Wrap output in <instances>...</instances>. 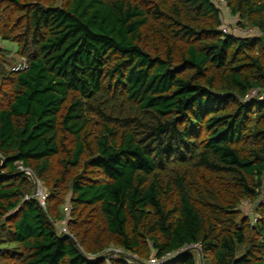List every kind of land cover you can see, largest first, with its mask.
I'll list each match as a JSON object with an SVG mask.
<instances>
[{
    "label": "trees",
    "instance_id": "trees-1",
    "mask_svg": "<svg viewBox=\"0 0 264 264\" xmlns=\"http://www.w3.org/2000/svg\"><path fill=\"white\" fill-rule=\"evenodd\" d=\"M220 3L0 0V264H264V0Z\"/></svg>",
    "mask_w": 264,
    "mask_h": 264
},
{
    "label": "built area",
    "instance_id": "built-area-1",
    "mask_svg": "<svg viewBox=\"0 0 264 264\" xmlns=\"http://www.w3.org/2000/svg\"><path fill=\"white\" fill-rule=\"evenodd\" d=\"M221 3H225L226 0H220ZM226 7H227V4H225ZM223 10V7L220 6ZM228 8V7H227ZM228 10V9H227ZM237 22V21H236ZM222 30L225 31V32H229L227 28H225V26L222 27ZM254 32L252 33H256L257 34V31L253 29ZM244 33H241L244 34V35H247L249 33H251L250 31L248 30H244L243 31ZM28 68V61L26 58H20L15 64L12 65V70L13 71H20V70H25ZM252 93H257L256 90L252 91ZM264 95V94H263ZM29 172V171H28ZM29 174H31L29 172ZM33 179L35 180L34 176L32 175ZM35 183H36V186H37V189H36V192L34 193V196L38 199V201L40 202L41 206L42 207H46V201L48 199V196H49V193H48V190L42 185V183L39 181V180H35ZM29 198V197H28ZM64 228V231L62 230V232H67L66 231V228ZM181 251V250H180ZM179 250L174 252V253H167V255L162 258L161 260H152L151 263L152 264H160V263H164L166 262L169 258L173 257L174 255L178 254L180 252ZM130 264H135L134 262H131Z\"/></svg>",
    "mask_w": 264,
    "mask_h": 264
},
{
    "label": "rangeland",
    "instance_id": "rangeland-1",
    "mask_svg": "<svg viewBox=\"0 0 264 264\" xmlns=\"http://www.w3.org/2000/svg\"><path fill=\"white\" fill-rule=\"evenodd\" d=\"M225 4H227L226 2L225 3H222V4H220L219 6H222L223 7V12H224V14L225 15H227V17H229V19L227 20H225V22H224V26H225V28H227L228 29V31L229 32H232V33H241V31H242V33H244L243 31L244 30H248V31H250L251 33H249V34H247V35H256V33L254 34V33H252V32H254L253 31V29L252 28H245V29H243V28H241L239 25H238V21H239V17L238 16H232L231 14H230V12H229V9L226 7V5ZM228 9V10H227ZM237 21V22H236ZM230 22H232L233 24H234V26H232L231 25V23ZM241 33V34H242ZM0 45L1 46H4L5 48H9V49H11V50H15L16 49V45L14 44V43H12V42H9V41H6V40H3V39H1L0 38ZM255 93H251V95H254ZM259 96V98H264V95L263 94H259L258 95ZM29 174V173H28ZM244 210H245V212L246 213H248V210L250 211V206H246L245 208H244ZM59 230L60 231H64V228L63 227H59Z\"/></svg>",
    "mask_w": 264,
    "mask_h": 264
},
{
    "label": "water",
    "instance_id": "water-1",
    "mask_svg": "<svg viewBox=\"0 0 264 264\" xmlns=\"http://www.w3.org/2000/svg\"><path fill=\"white\" fill-rule=\"evenodd\" d=\"M28 171L30 173H32L30 170H28ZM32 175L34 176L35 180L37 181L38 179L35 176V174H32ZM67 235L71 238V240L73 241L74 245L78 246V243H77L76 239L72 235H70V234H67ZM199 253H200V256H202V251L201 250H199ZM201 264H203V260L202 259H201Z\"/></svg>",
    "mask_w": 264,
    "mask_h": 264
}]
</instances>
